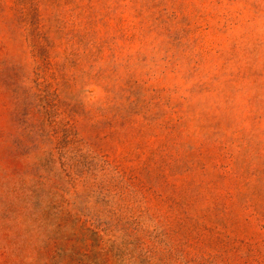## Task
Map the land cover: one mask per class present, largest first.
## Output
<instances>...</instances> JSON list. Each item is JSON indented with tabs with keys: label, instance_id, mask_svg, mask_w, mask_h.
Wrapping results in <instances>:
<instances>
[{
	"label": "rangeland",
	"instance_id": "374dc122",
	"mask_svg": "<svg viewBox=\"0 0 264 264\" xmlns=\"http://www.w3.org/2000/svg\"><path fill=\"white\" fill-rule=\"evenodd\" d=\"M0 264H264V0H0Z\"/></svg>",
	"mask_w": 264,
	"mask_h": 264
}]
</instances>
